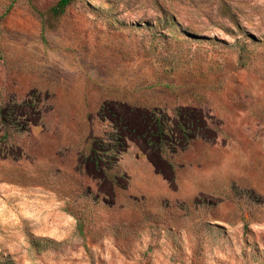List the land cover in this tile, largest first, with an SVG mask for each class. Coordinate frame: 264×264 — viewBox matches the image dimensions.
Segmentation results:
<instances>
[{
    "label": "rangeland",
    "instance_id": "374dc122",
    "mask_svg": "<svg viewBox=\"0 0 264 264\" xmlns=\"http://www.w3.org/2000/svg\"><path fill=\"white\" fill-rule=\"evenodd\" d=\"M59 2L0 0V264H264V0Z\"/></svg>",
    "mask_w": 264,
    "mask_h": 264
},
{
    "label": "trees",
    "instance_id": "16d2710c",
    "mask_svg": "<svg viewBox=\"0 0 264 264\" xmlns=\"http://www.w3.org/2000/svg\"><path fill=\"white\" fill-rule=\"evenodd\" d=\"M74 0H60V2L58 3V6H57V10L58 11H63L68 5H70V3H72ZM168 21V26H170V27H172L173 25H174V23L173 22H169V20H167Z\"/></svg>",
    "mask_w": 264,
    "mask_h": 264
}]
</instances>
